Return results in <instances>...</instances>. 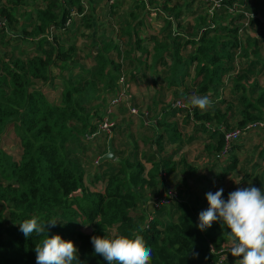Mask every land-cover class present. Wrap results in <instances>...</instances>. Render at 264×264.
<instances>
[{"label":"trees","instance_id":"trees-1","mask_svg":"<svg viewBox=\"0 0 264 264\" xmlns=\"http://www.w3.org/2000/svg\"><path fill=\"white\" fill-rule=\"evenodd\" d=\"M93 1L88 0V3L92 4ZM41 2L44 6L36 10L33 30L29 32L24 26L17 35L28 41L33 40L38 54L22 57L0 53V264H36L35 247L44 236L33 233L26 238L19 230V223L33 216H37L39 222L55 218L58 224L50 228L49 235L60 234L65 240L78 244L77 255L82 264H109L103 256L95 254L91 238L94 235L111 237L114 226H117V235L134 238V234H138L143 237L146 246L152 249L151 264H217L220 258L218 251L230 241V230L226 225L222 226L220 221L214 222L205 231L197 227L199 213L206 210L209 204L207 200L201 202L197 199L193 202L190 198L185 199L186 192L181 184H186L197 169L195 165L188 164L186 159L179 158V148L159 158L155 153L148 157V153H144L143 158H147L145 161L151 164L148 170L145 162L139 159L138 151L118 166L113 165L112 160L104 162L105 159L96 163L108 165L111 170L107 174L109 177L105 191L94 192L85 187V165L89 162L81 138L92 140L87 135L99 128L98 123L91 120L87 107L93 105L101 88L107 93H114V97L118 80L123 74L119 76L120 65L111 67L112 60L104 54L99 55L104 56L100 63L101 69L98 72L90 71L85 65L79 64L77 54L75 58L72 57L76 47L63 44L62 34L65 32L59 35L57 32H62L68 26L74 5H77L79 12L84 11L81 0ZM249 11L246 0H226L220 9L213 13L208 11V22L206 18L197 19L194 27H188V30L198 29V35H187L189 39L186 43L196 45V50L188 57L179 53L185 35L177 34L174 41L168 43L174 50L170 55L172 64L168 66L169 72H164V77H171L172 87L167 89H174L176 96L194 91L197 95L214 94L218 97L220 87L226 86L224 77L231 73L235 75L230 80L233 82L231 101L223 99L201 111L177 100L163 111L162 116L166 120L176 121L174 126L166 127L160 133L158 128L170 124L159 118L152 125L155 144L161 152L165 146L183 142V134L176 119L178 113L186 114L187 123L198 122L195 131L202 130L209 134L210 141L206 146H212L215 152L213 158L217 160H220L218 154L225 145L222 128H243L251 121L264 120V85L258 83L264 72V57L262 59L259 53L262 47L250 48L247 40L251 39L248 37L245 40L239 34L261 21L259 16ZM217 13H229L228 22L216 24ZM84 15L90 20L89 28H92L95 17L93 10ZM0 19L4 23L0 29V41L5 43L6 29L13 25L16 27L20 21L16 12L3 4L2 0ZM128 34L130 36L131 31ZM213 34L223 36L215 38ZM158 46L161 49L164 45ZM99 47L97 43L96 50ZM239 56L242 62L237 68L235 62ZM155 63L168 65L163 55L157 56ZM55 66L61 72L70 70L63 77V98L59 105L52 103L41 88L33 85L34 80L44 83L52 81L55 76L51 69ZM80 66L81 71L76 72ZM192 67L195 75L190 86L186 82L187 77L192 75ZM125 78L127 83L126 75ZM178 101L182 103L181 106L176 105ZM226 102L231 103L230 109L227 107L223 110L220 107ZM233 106L235 109L231 111ZM9 126L14 128L21 140L20 160H16L1 146V139ZM115 128L114 125L112 131ZM195 138L193 136L187 142L191 143ZM234 143L228 156L234 151ZM207 152L213 153L209 149ZM208 157L210 160L211 157ZM260 157L264 159V146L260 150ZM238 163L239 158L234 154L226 170L218 171L216 177L219 180L225 178L230 171L236 170ZM186 170H192L190 177L186 176ZM162 171L165 177H162ZM248 179L249 186L264 191V167L258 175L249 174ZM165 180L170 184L175 182L177 197L154 208L156 216L150 219L143 210H138L143 197L147 196L145 188L149 187L152 191L149 196L160 198L166 189ZM230 192L224 190L225 200ZM79 214L91 225L90 234L80 230L77 220ZM231 257L234 256L229 255L222 264H229Z\"/></svg>","mask_w":264,"mask_h":264},{"label":"rangeland","instance_id":"rangeland-1","mask_svg":"<svg viewBox=\"0 0 264 264\" xmlns=\"http://www.w3.org/2000/svg\"><path fill=\"white\" fill-rule=\"evenodd\" d=\"M26 1V2H24ZM102 1V0H100ZM106 1V0H105ZM148 1V0H146ZM159 2H166V1H172L176 2L177 0H155ZM181 1V0H180ZM185 2H191V3H197V4H205L208 8V5L204 3L203 0H184ZM95 3H98L94 1ZM107 2V1H106ZM3 4L8 5L9 8H11L13 11L16 12V15L18 17L22 18V22L18 23L15 27L14 25L12 27L7 28L8 31L6 33V42L2 43L0 41V53H11L15 56H22L27 57L29 55H36L38 54L37 48L33 40L30 39V41L25 40V38H20L17 35H19L20 30L22 31L23 27L26 26L28 31H32L34 26L36 25V10L41 9L42 2L41 0H18V2H14V0H4ZM209 9V8H208ZM238 14V12H235ZM85 14V13H84ZM89 14V13H88ZM87 14V15H88ZM229 15V14H228ZM96 16V15H95ZM226 17V19H225ZM203 19L206 18V21L208 22V16L199 15L197 19ZM94 19V18H93ZM216 19L221 20H228L227 15L221 14V16L216 17ZM81 22L79 23V27L76 32L77 34V40L81 39L78 43L79 50L72 52V57H76L79 59V64L81 66L85 65L87 69L90 71L98 72L101 69L100 63L104 59V56L110 58L112 60L113 67L114 65H120L119 70V76L123 73L128 78L130 75V69L137 70L136 67H141V70L143 71V79L149 80L150 77L148 76L149 72L151 73V77L157 78L159 82H161V78H164V74H160L159 72L153 68H150L151 65L149 63V59H147L146 65L142 63H136L134 59L128 58V53L132 51L133 48H135L137 45H140L139 40L137 41L133 36V33L130 34V42L128 44V41H119V29L116 31L114 37L116 39L112 38L111 42H108L107 40L100 41V36L98 34L99 25L96 27L93 26L92 28H89L90 26V20L86 19L85 15L78 19ZM73 24V21H70L69 26ZM81 24V25H80ZM171 25V24H170ZM169 27V28H168ZM168 27L165 28V33L167 36V40L174 41L173 39L175 36H177L178 31V25L173 27V29L168 25ZM191 27H194V25ZM169 29V31H167ZM97 31L94 32L93 31ZM183 33H190V35H198V29L195 30L191 28V30H188L187 28H183ZM194 30V31H192ZM110 29H107V32L110 33ZM24 32V30H23ZM25 33V32H24ZM58 35L60 32H57ZM112 33V32H111ZM156 33V32H155ZM243 36L245 40L251 39V36L246 35L244 32L243 34L239 33ZM139 35V34H138ZM155 35V34H153ZM216 35V34H213ZM222 34H218L212 37L220 38L222 37ZM182 40V46L179 49L180 55L184 57H188L191 53H193L196 50V45L186 43L187 38ZM241 37V36H240ZM255 37V36H254ZM253 38V37H252ZM191 39V38H190ZM99 44V50H96L95 48L96 44ZM103 44V45H102ZM160 44H166L164 42H156V48L160 46ZM247 44L250 48L252 47H262L261 51L264 52V45L263 43L256 44L254 40H247ZM106 45V46H105ZM136 45V46H134ZM134 46V47H133ZM6 47H10L6 49ZM93 53V56H92ZM100 54H104V56H100ZM243 54V53H242ZM242 56V55H241ZM260 56L264 57V53L260 54ZM171 58V57H170ZM167 59V63H172V58ZM156 57L153 59L155 61ZM241 60V61H240ZM144 62V63H145ZM242 59L240 56L236 59L235 66L239 68L241 66ZM155 63V62H153ZM160 65V64H159ZM78 67L76 69V72L81 71ZM169 63L166 68H168ZM129 68V69H128ZM53 71V75L55 78L47 83L42 82L41 80H34L33 85L35 87L41 88L43 92L47 95L49 100L54 104H61L62 102V93H63V77L65 75H68L70 70H66L64 72L59 71L58 67H52L51 69ZM127 70V71H126ZM191 76L187 77L186 84L192 86L194 82V67L191 68ZM61 72V73H60ZM65 74V75H64ZM232 75H235L234 73L230 74L227 79L226 86H221L219 91L217 92L216 97L214 94H208L210 100L212 101V104L219 103L223 99H230L231 101L232 97V89H233V82L231 80ZM259 78V84L264 85V72L261 74ZM131 78H133L134 84H137L135 75H131ZM226 78V77H225ZM143 82V81H142ZM126 91L125 94V100L122 105H110V98L114 93H107L102 88L99 90L97 97L94 98L93 105L90 107H87L91 120L96 121L98 123V127L100 122L104 121V119L107 120V116L111 113L110 117H108V122L110 125H115V130H111L109 132H100L93 138L92 140H85L81 138V141L84 145L85 155L86 159L89 162V164H86V175H85V187L88 190L94 191V192H104L108 183V175L110 173V169L107 166L102 165H96L97 161L100 163L101 161H104L103 159L108 156L110 153H113V156L111 159H107L106 161H111L112 164L118 166L121 161L127 160L128 158H132L135 151H138L139 159L143 160L146 165V169L148 170L151 167V164L146 163L145 159L143 158L144 153H148L147 157L152 155L153 153L157 154V158H159L160 155H163L166 152L172 151L176 148L180 149L179 152V158L186 159V162L188 164H192L194 167H196V173L193 174V176L190 177L192 174V170H186V176L190 177L187 180L186 184H181V187L185 190L186 196L185 199L190 198L191 201L196 202L197 199H200L201 202H203L206 199V193L207 192H213L215 193L220 188L223 189H229V191H235L237 188H245L248 187L250 184V181L248 179L249 174H260L263 167H264V159H261L259 156V151L264 146V131H253L249 132L245 135H243L238 141L234 143V151L231 152L229 156H227L225 159L217 160L216 158H213V155H215V152L212 150V146L209 144V146H206L210 139L208 138L209 134L206 132H203L202 130L195 131V127L198 125L197 123H187L186 114L185 113H178L177 118L178 119V126L179 130L183 134V142H179L178 144L172 143L168 146H165L164 151L161 152L159 148L155 144V132L152 129V125L156 123L157 119H161L166 121L167 124H170V126L164 125L160 128H158V132L165 131L164 129L166 127H172L175 125V119L166 120L164 116H162V113L165 109H168L171 107L172 103L174 101L180 100L185 105L188 104V100L191 96L197 95L194 91H191L188 95H177L175 94L174 89H166L162 86L158 87V85L153 86H147L146 88L140 89L137 84L134 85L132 83H129V80L127 81ZM103 87V86H102ZM143 87V86H142ZM118 88V85H117ZM203 96V95H201ZM138 100H137V99ZM132 104H131V103ZM229 105H231L230 102H226L222 104L220 108L223 110H226L227 107L230 109ZM137 107L139 108V114L135 115L130 112L128 107ZM235 107L233 106L231 108V111H234ZM87 112V111H86ZM106 115H105V114ZM104 117L102 118V116ZM170 117V115H169ZM99 118H102L101 120H97ZM175 118V117H173ZM214 124V123H213ZM215 125V124H214ZM195 128V129H194ZM84 136V133L82 134ZM195 136V140L191 143H188L187 141ZM247 137L248 139H246ZM114 138V139H113ZM252 138V140H249ZM1 146L2 148L11 154L16 160H20L22 155V144L19 137L16 135L15 130L12 126H9L7 130L5 131L2 139H1ZM213 152L212 154L207 152V150ZM234 154L238 156L239 163L238 167L234 171H230L227 176L221 180H219L216 177V174H218V171H225L228 164L231 162ZM211 157L209 160L208 156ZM195 172V171H194ZM243 176V178H241ZM162 177H165L164 172L162 171ZM183 177V175H181ZM180 185V183H178ZM164 185H166L165 191L162 193V198L165 199V202L162 201L160 203H167L169 200V197L172 196L173 199H175V182L169 183V181L165 180ZM170 189V190H169ZM145 193L147 196L143 197V201L141 205L138 207V210H143L147 217L150 219H153L156 216V211L154 208H156V204L154 203V197L149 196L148 194L152 193L149 187L145 188ZM171 193V194H170ZM167 194V198H165ZM188 194V196H187ZM77 195H81L80 192L77 193ZM149 199V200H147ZM147 200V202L145 201ZM77 220L79 223V228L83 233L90 234L92 232L91 225L84 221V217L82 214H79L77 216ZM116 227L111 230V234L116 233ZM231 242V241H230ZM77 248L79 247L78 244L76 245ZM241 258H235L231 257L229 259V264H236V261Z\"/></svg>","mask_w":264,"mask_h":264},{"label":"clouds","instance_id":"clouds-1","mask_svg":"<svg viewBox=\"0 0 264 264\" xmlns=\"http://www.w3.org/2000/svg\"><path fill=\"white\" fill-rule=\"evenodd\" d=\"M188 104L205 111L212 101L208 95H193ZM223 194V188L206 193L209 207L199 213L197 227L205 231L214 222H222L230 230L231 255L242 257L236 264H264V191L250 185L230 192L226 200ZM57 224L55 218L39 222L37 216L19 223V230L26 238L33 233L44 236L35 247L36 264H73L74 261L82 264L74 241L65 240L60 234L49 235L50 228ZM91 242L95 254L103 256L109 264H151L152 249L138 234L134 238L115 233L111 237L94 235Z\"/></svg>","mask_w":264,"mask_h":264},{"label":"crops","instance_id":"crops-1","mask_svg":"<svg viewBox=\"0 0 264 264\" xmlns=\"http://www.w3.org/2000/svg\"><path fill=\"white\" fill-rule=\"evenodd\" d=\"M67 1V0H66ZM94 1L98 2L95 3ZM93 3H89L88 7L84 9L83 12H79L77 9V5L72 7L71 12V21H73L72 25H68L65 30L60 33L65 32L62 34V41L66 47L74 45L76 47V51L79 50L77 40L78 30L81 28L79 26L78 19L84 16V13L90 12L93 10L94 14L96 15L93 19L94 26L96 27L99 25L100 31L98 34L100 36V41L107 40L108 42L112 41L116 31L119 29V41H128L130 42V36L128 31L133 33V37L139 36L137 41L139 40L141 46L138 45L132 49L130 53H128V58H132L135 60L136 63H142L146 65V60L149 59V63L151 65L150 68H153L159 72L160 74H164V72L168 71V68L165 67L163 64L153 63L155 62L153 59L159 55H163L167 61L173 52V48H171L170 41L167 40V36L165 33V28L168 25L173 29L176 25H178V33L181 35H189L190 33H181L184 30L183 28L191 27V25H195L197 18L199 15L207 16L210 12V7L208 8L205 4H197V3H187L184 0H177L176 2L166 1V2H159L155 0H143L141 2H137L136 0H118L115 4H110L108 1L105 0H94ZM248 7L250 9L249 13L255 16L260 17V23L248 26L243 32L246 35L251 36V40H254L258 43H263L264 45V0H246ZM4 0H2V3ZM67 4V3H66ZM42 5L41 7H43ZM223 14V13H222ZM229 13H224V15L228 16ZM221 16V13H217L216 17ZM21 23V17H18ZM226 19V17H225ZM229 19V18H228ZM228 22V20H221L217 19L216 24H224ZM171 24V25H170ZM81 25V24H80ZM80 27V28H79ZM79 28V29H78ZM169 28V27H168ZM78 29V30H77ZM107 29H110V33L107 32ZM116 29V31H115ZM169 31V29L167 30ZM194 31V30H192ZM97 32V31H93ZM112 32V33H111ZM156 32V33H155ZM139 34V35H138ZM155 34V35H153ZM255 36V37H254ZM253 37V38H252ZM250 38V37H249ZM136 39V37H135ZM163 48L158 49L156 48V42H164ZM172 42V41H171ZM103 45V44H102ZM133 46V47H134ZM260 54L264 53L262 51L259 52ZM93 55V53H92ZM145 62V63H144ZM169 66H171V62H168ZM137 70L130 69V76L127 78L129 83L134 84L133 78L131 75H135L137 81L136 83L139 85L140 89L146 88L147 86L158 85V87L162 86L164 88H171V77L168 75L165 79L161 78V82L158 81L157 78H152L151 73L149 72L148 76L150 77L149 80L143 79V71L141 67H136ZM129 69V68H128ZM127 71V70H126ZM228 76L224 79V83L227 84ZM143 81V82H142ZM128 84V83H127ZM137 84H134L137 86ZM129 86V84H128ZM143 86V87H142ZM175 86V85H174ZM175 88V87H174ZM137 99V98H136ZM138 100V99H137ZM253 132V131H251ZM246 134V133H245ZM244 134V135H245ZM248 139L247 137H245ZM249 140H252L250 138ZM262 149V148H261ZM260 156V151H259ZM263 159L262 157H260ZM243 178V176H241ZM225 191H229V189H224Z\"/></svg>","mask_w":264,"mask_h":264},{"label":"built area","instance_id":"built-area-1","mask_svg":"<svg viewBox=\"0 0 264 264\" xmlns=\"http://www.w3.org/2000/svg\"><path fill=\"white\" fill-rule=\"evenodd\" d=\"M108 3L110 4H115L117 3L118 0H107ZM137 1H143V0H137ZM206 3H208L209 7H210V12L213 13L216 10L220 9L226 0H203ZM82 5L84 6V8L88 7V0H81ZM71 18L68 20L67 24H70ZM4 23L2 22V20L0 19V29L3 28ZM50 35V34H49ZM51 38V36L49 37ZM126 78H125V74L123 73V75L119 78L118 80V89H117V94L112 97V99L110 100V105H120L121 103H124L125 100V94L127 93L126 91ZM175 106V104H173ZM177 106H181L182 103L180 101H178L176 103ZM139 108L133 106L130 108V112L132 114H139ZM111 113L106 117V119H104V121L100 122L99 124V128L97 131L87 135L88 139H93L95 138V136L97 134H99L100 132H109L113 129L114 125H110L108 122V117H110ZM264 131V120H254L249 122L247 125H245L243 128H234V129H225L222 128V131L224 132V136H225V145L223 150L221 151L220 154H218V158L220 159H225L230 151L231 145L238 141L245 133H247L248 131ZM98 163V161H97ZM170 190V189H169ZM171 194V193H170ZM177 197V192L175 191V198ZM165 198H167V194L165 196ZM170 198L173 199L172 196L169 197V200L167 203H169ZM164 201L165 199H163L162 197L160 198H154V203L156 204L157 207H160L161 205L167 204V203H160ZM230 248H231V242H226L223 244L222 249L218 251V253L220 254V258L218 260L217 264H222L225 259L231 255L230 252Z\"/></svg>","mask_w":264,"mask_h":264},{"label":"water","instance_id":"water-1","mask_svg":"<svg viewBox=\"0 0 264 264\" xmlns=\"http://www.w3.org/2000/svg\"><path fill=\"white\" fill-rule=\"evenodd\" d=\"M2 20V19H1ZM112 156H113V153H110L108 156H106L103 160H105V159H108V158H112Z\"/></svg>","mask_w":264,"mask_h":264}]
</instances>
